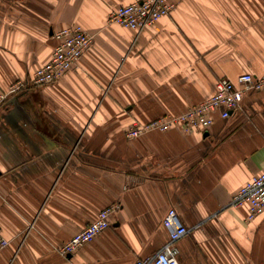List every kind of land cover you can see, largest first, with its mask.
I'll list each match as a JSON object with an SVG mask.
<instances>
[{
    "label": "crops",
    "instance_id": "obj_1",
    "mask_svg": "<svg viewBox=\"0 0 264 264\" xmlns=\"http://www.w3.org/2000/svg\"><path fill=\"white\" fill-rule=\"evenodd\" d=\"M134 0H0V93L52 58L54 34L94 36L58 82L0 111V264H135L167 242L169 210L192 230L181 264H264V215L230 203L264 170V91L248 93L206 134L180 128L128 140L134 122L179 115L220 79L264 76V0H178L137 36L108 25ZM121 208L92 243L60 248L107 207Z\"/></svg>",
    "mask_w": 264,
    "mask_h": 264
},
{
    "label": "built area",
    "instance_id": "obj_2",
    "mask_svg": "<svg viewBox=\"0 0 264 264\" xmlns=\"http://www.w3.org/2000/svg\"><path fill=\"white\" fill-rule=\"evenodd\" d=\"M178 0H134L133 3L118 7L108 17V25H118L132 30L138 35L155 25L162 18L169 16L176 8ZM56 46L52 58L40 67L31 78L18 81L7 92L0 93V111L16 95L30 88H41L58 82L67 72L77 66L81 57L94 40L82 26L66 27L54 34ZM264 91V76L242 74L233 82L220 79L216 91L209 99L190 107L179 115H163L148 123L134 122L126 131L128 140H137L151 132L166 133L180 128L185 134H206L214 124V114L228 119L241 110L243 100L248 93ZM230 207L248 209L247 221L251 222L264 215V170L247 182L232 197ZM119 204L102 210L97 219L84 230L73 236L60 248L64 256H72L81 247L92 243L111 226V216L119 211ZM168 240L153 256L138 260L135 264H181L177 244L192 232L184 226L174 209L169 210L164 220ZM10 241L0 228V252L5 250Z\"/></svg>",
    "mask_w": 264,
    "mask_h": 264
}]
</instances>
